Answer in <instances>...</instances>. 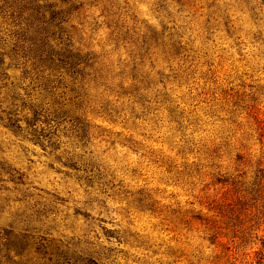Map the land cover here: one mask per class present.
<instances>
[{
	"label": "clouds",
	"instance_id": "9594fccd",
	"mask_svg": "<svg viewBox=\"0 0 264 264\" xmlns=\"http://www.w3.org/2000/svg\"><path fill=\"white\" fill-rule=\"evenodd\" d=\"M0 264H264V0H0Z\"/></svg>",
	"mask_w": 264,
	"mask_h": 264
}]
</instances>
